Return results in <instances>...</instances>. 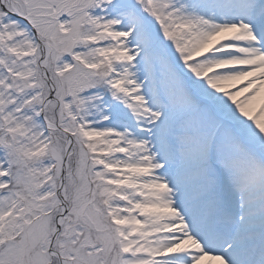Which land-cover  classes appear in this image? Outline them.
I'll use <instances>...</instances> for the list:
<instances>
[{
  "label": "snow or ice",
  "instance_id": "1",
  "mask_svg": "<svg viewBox=\"0 0 264 264\" xmlns=\"http://www.w3.org/2000/svg\"><path fill=\"white\" fill-rule=\"evenodd\" d=\"M0 264H264V0H0Z\"/></svg>",
  "mask_w": 264,
  "mask_h": 264
}]
</instances>
